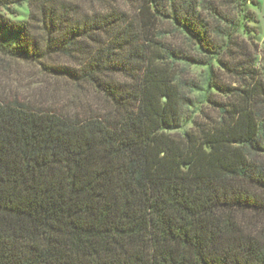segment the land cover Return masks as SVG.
Wrapping results in <instances>:
<instances>
[{
	"label": "trees",
	"instance_id": "obj_1",
	"mask_svg": "<svg viewBox=\"0 0 264 264\" xmlns=\"http://www.w3.org/2000/svg\"><path fill=\"white\" fill-rule=\"evenodd\" d=\"M1 1L0 53L97 103L0 96V264H264L256 0Z\"/></svg>",
	"mask_w": 264,
	"mask_h": 264
},
{
	"label": "rangeland",
	"instance_id": "obj_2",
	"mask_svg": "<svg viewBox=\"0 0 264 264\" xmlns=\"http://www.w3.org/2000/svg\"><path fill=\"white\" fill-rule=\"evenodd\" d=\"M251 8L258 17L257 25L260 28L259 43L262 48L261 56L263 58L260 60V64L264 66V0H256V4L251 6ZM27 14L28 9L25 4L20 6L15 4L4 6L0 0L1 16L7 17L10 20L25 21ZM3 34L7 35L5 31H3ZM9 38L10 40L13 39L12 36ZM56 63L63 64L66 63V60L63 58L52 57L43 62L44 65ZM189 68L191 73L196 77H201L205 72V68L202 66H189ZM49 81H56L58 87L56 88V91L58 93H53L47 89V87L49 88L50 85H53L52 83L49 85ZM41 91L42 94L40 95ZM55 94L59 96H56ZM78 94L84 95L88 104L92 107H96L97 101H95V96L90 89H77L74 83L67 80V78L48 74L46 69L39 62L12 59L0 53V96H16L23 101H32L34 104H39L41 102L51 103L52 101L57 100L55 101V104L59 105L61 108L64 107L65 109H68L66 106L71 103L72 100L70 96L74 97ZM70 109H73V107Z\"/></svg>",
	"mask_w": 264,
	"mask_h": 264
}]
</instances>
